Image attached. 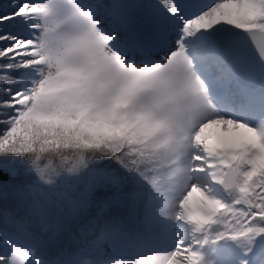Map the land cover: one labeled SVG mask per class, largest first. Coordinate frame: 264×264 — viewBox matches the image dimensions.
<instances>
[{"label": "snow or ice", "instance_id": "1", "mask_svg": "<svg viewBox=\"0 0 264 264\" xmlns=\"http://www.w3.org/2000/svg\"><path fill=\"white\" fill-rule=\"evenodd\" d=\"M0 264H264V0H0Z\"/></svg>", "mask_w": 264, "mask_h": 264}, {"label": "rangeland", "instance_id": "2", "mask_svg": "<svg viewBox=\"0 0 264 264\" xmlns=\"http://www.w3.org/2000/svg\"><path fill=\"white\" fill-rule=\"evenodd\" d=\"M238 131L237 130H232L229 132H225L222 126H214L213 128H210L206 135L213 140L214 142H222V141H227L230 139H233L238 136ZM154 253L150 251H144V254L141 258L135 259L137 261H149L152 259ZM120 258V257H118ZM126 259V258H124Z\"/></svg>", "mask_w": 264, "mask_h": 264}, {"label": "trees", "instance_id": "3", "mask_svg": "<svg viewBox=\"0 0 264 264\" xmlns=\"http://www.w3.org/2000/svg\"><path fill=\"white\" fill-rule=\"evenodd\" d=\"M141 253H143V254H144V252H141Z\"/></svg>", "mask_w": 264, "mask_h": 264}]
</instances>
